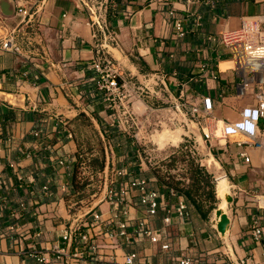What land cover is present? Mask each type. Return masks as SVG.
Here are the masks:
<instances>
[{"label":"crops","instance_id":"0c3cea01","mask_svg":"<svg viewBox=\"0 0 264 264\" xmlns=\"http://www.w3.org/2000/svg\"><path fill=\"white\" fill-rule=\"evenodd\" d=\"M13 2V16L0 12V264H36L29 252L54 246L73 256L70 264H125L131 252L137 254L135 264H180L184 258L193 264H262L264 239H254L252 224L264 218V147L259 144L264 142V118L253 142L243 134L225 136L223 125L255 105L264 84V59L247 57L241 42L225 41L241 32L245 17H264V0ZM176 18L183 21V37L177 35ZM33 30L39 35L33 36ZM14 34L17 46L5 49L3 40ZM100 45L124 72L161 75L170 97L187 101L184 111L203 108L202 96L212 97L210 112L194 123L201 140L209 143L213 166L220 168L221 195L230 189L234 197L226 235L211 224L216 207H198L186 195L164 188L153 172L156 157L147 161V154L156 156L164 147L119 143L121 135H131L113 102L91 80L90 63ZM167 96L135 99L132 107L140 118L149 114L155 121L151 106L164 105ZM179 128L186 136L187 129ZM205 133L211 138L206 140ZM95 157L103 160V169L94 168ZM75 165L83 174L78 172L79 180L90 184L85 191L72 181ZM140 179L160 192L155 215L140 203V188L130 185ZM180 200L187 205L186 216L177 212ZM21 203L28 208H20ZM28 210L29 217L22 215ZM92 210L101 214V222L92 220ZM76 218L95 235V253L85 244L76 247L63 240ZM125 219L130 241L119 233ZM11 222L22 229L9 231ZM141 227L158 239L153 241Z\"/></svg>","mask_w":264,"mask_h":264},{"label":"built area","instance_id":"2783aa9c","mask_svg":"<svg viewBox=\"0 0 264 264\" xmlns=\"http://www.w3.org/2000/svg\"><path fill=\"white\" fill-rule=\"evenodd\" d=\"M20 12L25 15L28 14L27 8H20ZM171 16L175 15L173 10H169ZM29 16V15H28ZM264 17H245L243 19V26L241 32L234 37H227L225 41L241 42L243 44L244 53L250 58L264 59V26H262ZM175 27L177 29L178 37L185 36L186 32L183 26L182 19L176 18L174 20ZM108 30L109 28L106 27ZM39 35L37 30H33V36ZM2 46L5 49L11 50L17 46L16 36L9 35L3 42ZM91 69L94 71L91 80L95 82L97 88L102 91L107 99L113 102L114 108L117 110L121 121L127 126V133L131 135L132 144L136 147L147 148L148 143L152 141L153 144H157L154 140V135L163 130H176L181 125L187 129L186 136L181 135L180 142L184 140V137H192V133L188 130L189 124H195L200 119L207 116L213 107V100L211 96H202L203 108L200 106H193L190 111H184L188 106L187 101L176 100L174 97H170L167 83L164 82L161 75L156 73H142L140 75H132L124 72L120 64L111 56L110 52L106 48H102L100 45L97 56L90 63ZM204 67H208L205 64ZM157 86L161 83L160 87H150L153 83ZM158 83V84H157ZM164 93L168 96L165 100V104L161 106H151L152 112L156 117L155 121H152V115H144L140 118L132 107V103L135 99L149 98L156 96L160 99L164 98ZM257 103L255 105L245 106L241 110V116L238 120L226 122L223 125V133L225 136H236L237 134H243L246 136L249 142L256 141L258 138L259 123L264 118V84L260 86L259 91L256 94ZM184 111V119L179 118V113ZM195 122V123H194ZM110 125L116 128L117 124L111 122ZM119 132L120 129L118 128ZM71 135V134H70ZM205 139H210L209 133H205ZM149 136V137H148ZM184 143V142H182ZM264 147V142H259ZM153 148V147H152ZM151 148V149H152ZM153 149H156L154 147ZM246 155V153H243ZM155 156L149 153L147 161L153 163ZM125 171V170H124ZM120 174L123 170L119 171ZM131 187L140 188L139 201L146 207V211L149 215H155L160 207V192L157 189L150 188L147 185V180L140 179L130 183ZM172 195H177V191L173 188L168 189ZM47 191L48 186H44ZM121 193H125L126 188L121 187ZM122 199V198H120ZM26 203H21L20 208L27 209ZM177 212L180 216H186L188 214L187 205L183 200L178 202ZM35 212V211H34ZM36 214V212H35ZM92 220L95 223L101 222V214L95 210L91 211ZM124 216H127L128 210L123 209ZM166 221L170 220V216H167ZM142 226V223H141ZM9 231L19 229L21 224L18 222H11L9 225ZM128 221L125 219L119 224V233L126 237L130 241L128 233ZM22 229V228H20ZM141 232H144L151 236L153 241L158 239L157 236L152 234V231L140 228ZM41 232V230H39ZM110 235L113 234L112 230H107ZM11 234V233H10ZM252 235L257 242H261L264 239V218H256L252 224ZM63 240L67 241L71 246L76 247L85 244L91 253H95L98 249L95 235L81 224L79 218H76L73 224L64 231L62 234ZM168 244H164L163 248H167ZM77 249L75 252H78ZM49 252V253H48ZM31 256L35 258L36 264H70L73 256L66 252L63 247L54 246L49 251L38 249L29 252ZM78 253L74 255L77 256ZM137 254L135 252L128 253L126 255L125 264H135ZM180 264H193V261L189 258H184L180 261ZM264 264V262L262 263Z\"/></svg>","mask_w":264,"mask_h":264},{"label":"rangeland","instance_id":"374dc122","mask_svg":"<svg viewBox=\"0 0 264 264\" xmlns=\"http://www.w3.org/2000/svg\"><path fill=\"white\" fill-rule=\"evenodd\" d=\"M192 126L197 128V125L195 124H192ZM183 132V129L178 126L176 130H163L154 135V140L164 148L161 149L160 153L156 156L153 154V156L156 157L155 160H157L153 172L156 175L162 176L164 180L179 184L180 187L188 188L189 186H192V188H195L193 189L192 194L198 200L200 205H205L208 209L217 207L219 199L216 193V185L218 188V184L221 180L218 175L221 171L220 168H215L211 162V159L214 156L211 153V148L208 146L209 143L202 141L200 134L197 136L192 134L191 138L183 136L184 140H182L181 143L184 142V144L179 148L176 144L181 140ZM119 137L120 135L116 134L113 139L117 141L119 140ZM120 138L122 139L119 140V143H121L122 146L128 142L132 143L130 137H122L121 135ZM181 143H179V145ZM148 146L149 147L146 149L155 147L152 141L148 143ZM102 147L104 148L103 144ZM202 150H207V153ZM197 166L201 169L199 173L195 172ZM77 170V172H81V176H83L79 167ZM77 175L80 176V173H77ZM78 176L76 185L78 184L79 189L85 191L90 184L89 182L87 183V179H83L82 182V180H79ZM95 181L96 182H93V185L97 189L100 182L99 179ZM211 183H213L214 187V196L211 194ZM197 187L199 188L196 190ZM218 193L221 195L219 189Z\"/></svg>","mask_w":264,"mask_h":264},{"label":"water","instance_id":"95a60500","mask_svg":"<svg viewBox=\"0 0 264 264\" xmlns=\"http://www.w3.org/2000/svg\"><path fill=\"white\" fill-rule=\"evenodd\" d=\"M0 12L5 17L13 16L16 12V8L13 0H0ZM188 129L195 136L200 134L198 128H195L192 125H189ZM202 151L207 153V150H202ZM216 193L219 199V204L215 209L214 217L211 220V224L217 230L220 236H224L229 232L231 227L232 220L229 214V206L233 202L234 197L230 189L229 191L225 192L223 196L219 195L217 185H216ZM222 199L224 200L223 204L221 203Z\"/></svg>","mask_w":264,"mask_h":264},{"label":"trees","instance_id":"16d2710c","mask_svg":"<svg viewBox=\"0 0 264 264\" xmlns=\"http://www.w3.org/2000/svg\"><path fill=\"white\" fill-rule=\"evenodd\" d=\"M112 129V128H111ZM109 131H110V128H109ZM183 146V145H182ZM93 161H94V164H95V166H94V168L96 167L97 169H103V167H104V162H103V160L102 159H100L99 157H95L94 159H93ZM200 167H196V169H195V172L196 173H199L200 172ZM78 170H77V166L75 165V166H73V173H72V181H73V183H74V185L75 186H77V187H79V185L77 184L76 185V181H77V172ZM158 177H159V179L162 181V183L163 184H165V185H167V188L168 189H171V188H173V189H175L178 193H181V194H184V195H186L194 204H196V206H198V207H200L201 205H200V203L198 202V200L194 197V195L192 194V191H193V189H195V188H192V186H189L188 188H184V187H180L179 186V184H174V183H172V182H170V181H167V180H164L163 178H162V176H160V175H158ZM199 187H197L196 188V190L198 189ZM213 183H211V194H212V196H214V193H213ZM168 192H169V190H168ZM28 208V207H27ZM31 212H32V210H28L27 212H22V215H26V216H30V214H31ZM31 218V217H30Z\"/></svg>","mask_w":264,"mask_h":264},{"label":"bare ground","instance_id":"6f19581e","mask_svg":"<svg viewBox=\"0 0 264 264\" xmlns=\"http://www.w3.org/2000/svg\"><path fill=\"white\" fill-rule=\"evenodd\" d=\"M219 185V184H218ZM219 189V188H218ZM229 190V189H228ZM220 191V190H219Z\"/></svg>","mask_w":264,"mask_h":264}]
</instances>
